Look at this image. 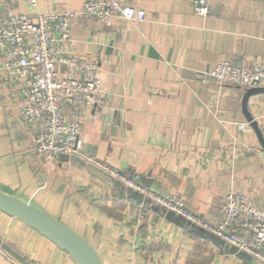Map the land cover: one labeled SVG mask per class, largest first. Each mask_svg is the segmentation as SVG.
I'll return each mask as SVG.
<instances>
[{"label":"crops","instance_id":"obj_1","mask_svg":"<svg viewBox=\"0 0 264 264\" xmlns=\"http://www.w3.org/2000/svg\"><path fill=\"white\" fill-rule=\"evenodd\" d=\"M145 18L101 24L77 16L69 51L98 61L105 93L81 122L79 153L49 161L34 153L20 118V92L0 54V190L82 235L103 264H246L213 237L133 202L106 166L145 178L161 194L216 223L225 195L264 207V148L242 109L245 90L217 86L209 72L227 60L264 64V0H119ZM83 0H38V10L79 11ZM31 12L27 0H0V19ZM264 140V93L247 105ZM4 243V244H3ZM76 264L48 238L0 211V264Z\"/></svg>","mask_w":264,"mask_h":264},{"label":"built area","instance_id":"obj_2","mask_svg":"<svg viewBox=\"0 0 264 264\" xmlns=\"http://www.w3.org/2000/svg\"><path fill=\"white\" fill-rule=\"evenodd\" d=\"M31 12L10 14L0 19V54L6 78L20 92V118L30 128L35 154L53 161L79 153L84 110L100 108L105 85L97 60L68 50L75 17L92 18L109 24L114 18L140 22L143 9L119 0H83L79 11L38 10V0H27ZM196 14L205 15V0L193 2ZM220 88L238 86L243 90L264 86V64L252 61L235 67L224 60L209 72ZM126 188H131L152 205L172 212L186 224L213 234L223 243L251 256L252 264H264V207L229 191L212 223L190 212L178 194H161L128 173L106 166L104 169ZM16 264H23L16 263Z\"/></svg>","mask_w":264,"mask_h":264},{"label":"water","instance_id":"obj_3","mask_svg":"<svg viewBox=\"0 0 264 264\" xmlns=\"http://www.w3.org/2000/svg\"><path fill=\"white\" fill-rule=\"evenodd\" d=\"M259 93H264V86L253 87L245 90L242 96V109L246 119L249 121L250 126L256 132L260 143L264 148V140L261 134V130L257 122L253 120L252 115L247 110L249 98ZM60 159H68V156L63 155L60 157ZM144 179L140 178V181L145 182ZM126 189L127 195L130 196V199L133 202H147L138 193L134 192L131 188ZM152 208L154 210L159 211V213L161 215H164L166 219L179 226H183L186 224L184 220L180 219L172 212H166L164 209L156 205H153ZM0 211L24 222L26 225L38 232L40 235L48 238L59 249L65 252L69 256V258L76 264H103L97 250L82 235L71 229L59 219L48 214L44 210L30 203L22 201L16 195L8 194L0 190ZM192 227L195 231L201 233L202 235L208 236L210 238L213 237L219 243L225 245V249L230 251L231 253H236L241 258H244V262L246 264H252L250 255L242 251H237L236 248L223 243L220 239H218L213 234L207 231H204L194 226ZM18 258L23 264H30L22 257L18 256Z\"/></svg>","mask_w":264,"mask_h":264},{"label":"trees","instance_id":"obj_4","mask_svg":"<svg viewBox=\"0 0 264 264\" xmlns=\"http://www.w3.org/2000/svg\"><path fill=\"white\" fill-rule=\"evenodd\" d=\"M184 227H186V229L189 227L190 228V225L186 224Z\"/></svg>","mask_w":264,"mask_h":264}]
</instances>
